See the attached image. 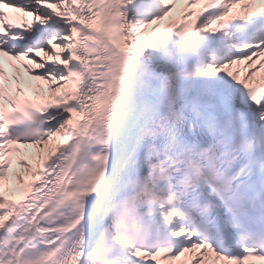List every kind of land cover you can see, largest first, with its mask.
I'll return each mask as SVG.
<instances>
[{"label":"snow or ice","instance_id":"1","mask_svg":"<svg viewBox=\"0 0 264 264\" xmlns=\"http://www.w3.org/2000/svg\"><path fill=\"white\" fill-rule=\"evenodd\" d=\"M0 264H264V0H0Z\"/></svg>","mask_w":264,"mask_h":264}]
</instances>
